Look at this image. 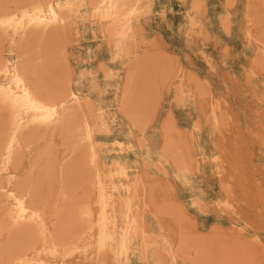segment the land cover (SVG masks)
Wrapping results in <instances>:
<instances>
[{
	"label": "rangeland",
	"instance_id": "obj_1",
	"mask_svg": "<svg viewBox=\"0 0 264 264\" xmlns=\"http://www.w3.org/2000/svg\"><path fill=\"white\" fill-rule=\"evenodd\" d=\"M71 1L0 0V264H264V0Z\"/></svg>",
	"mask_w": 264,
	"mask_h": 264
},
{
	"label": "bare ground",
	"instance_id": "obj_2",
	"mask_svg": "<svg viewBox=\"0 0 264 264\" xmlns=\"http://www.w3.org/2000/svg\"><path fill=\"white\" fill-rule=\"evenodd\" d=\"M126 0H120L118 9H121L126 6L124 3ZM116 6V7H117ZM72 1L66 0L65 2H62L58 0L54 4H52L49 0H43L42 3H30L28 6L21 7L19 9L20 15L17 20V24L20 26H23V22L30 23L33 20L37 19H43L45 14H48L52 20H57L63 18L65 13H68L72 9ZM117 13V12H116ZM100 15L108 16L107 13L102 12ZM7 21H10L7 19ZM6 22V21H5ZM25 63H23V59H19L18 61V67L19 69L22 68V66ZM19 74H16L14 78V83L7 84L6 86L0 88V94L4 97V99L7 101V106L12 110L14 114V120H16V116L18 117V114L21 111H29L34 114L32 123L37 124L38 122H46V121H53L55 118V115L57 114V110L61 108V103L63 102L62 93L56 92L52 93L50 95H43L39 90L30 92L28 87L23 84V77L18 76ZM46 83V82H44ZM14 91L16 94H14ZM72 115H70V120L66 121L64 123V129H72ZM82 127L84 132L90 136L91 129L89 125L86 123V120L84 116L81 118ZM9 142H12V140H9ZM90 150L92 151V146H89ZM12 151V150H11ZM11 157V155H10ZM101 201L103 206L105 205V197L103 193H101ZM26 206L24 202L21 200L19 211L18 213L22 214L25 212ZM101 219L104 220V210L103 214L101 216ZM99 243L103 245L105 243V234L104 232H101L99 235ZM9 246V245H8ZM19 264H27L20 262Z\"/></svg>",
	"mask_w": 264,
	"mask_h": 264
}]
</instances>
